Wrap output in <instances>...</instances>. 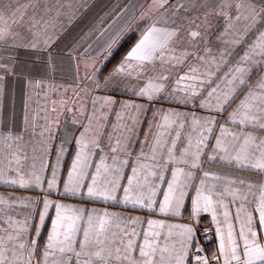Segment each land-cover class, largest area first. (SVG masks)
I'll return each instance as SVG.
<instances>
[{"label": "snow or ice", "instance_id": "1", "mask_svg": "<svg viewBox=\"0 0 264 264\" xmlns=\"http://www.w3.org/2000/svg\"><path fill=\"white\" fill-rule=\"evenodd\" d=\"M233 9L237 12L234 17L230 15ZM123 10L131 11L127 21L104 41L91 62L85 61L91 74L85 77L89 83L75 93L79 107L67 109L74 117L84 116L87 98L91 97L88 123L82 125L79 136L73 137L77 151L66 179L58 172L63 145L49 177L44 174L48 166L43 162L39 169L35 163L30 168L24 164L27 157L19 149L22 137L0 133V183L41 191L36 198L0 195V264H264V182L242 175L222 177L204 167L207 158L209 163L222 161L241 171L264 174V75L249 87L251 77L264 72V0H221L217 14L226 18L224 35L230 39L224 41L229 46L218 56L211 54V48L203 56L197 55L204 37L198 30L200 25L191 26L195 21L186 30L188 43L195 50L176 47L184 29L176 19L169 24V12L175 16L177 9L171 8L168 0L126 3ZM133 23L143 27L139 39L119 64L102 76V65L97 66V60L105 53V59L112 55L113 46L132 30ZM105 32L107 29L102 28L99 35ZM252 32L257 35L249 43L245 37ZM11 35L10 29L0 28V41L6 42ZM91 47L84 49L85 56L90 55ZM237 55L233 63L231 58ZM191 58L200 64L177 75L175 87L169 92L171 73L165 74L166 70L176 64L185 65ZM0 69L12 71L10 65L2 63ZM3 82L4 76L0 75V86ZM121 84L136 99L120 101L111 95L96 94ZM35 86L40 87V82ZM245 88L247 93L236 103ZM165 101L193 110L154 108L157 102ZM66 103L62 100L61 106ZM225 112L228 115L221 122ZM112 113L117 122L105 153L98 126L104 125L106 130ZM72 123L80 121L74 118ZM145 123L148 127L141 141L137 126L142 129ZM51 124L58 127V117ZM51 124L41 131L42 137L45 132L51 135ZM134 142L140 144L138 154H134ZM42 149L48 151L47 145ZM96 155L99 162L94 159ZM125 169H130V174ZM53 194L61 198L86 196L92 202H119L165 218L182 217L185 201L190 200V217L187 223L171 224L165 219L123 216L50 199ZM230 205L235 206L238 231ZM204 213L211 215L218 239L211 256L198 237Z\"/></svg>", "mask_w": 264, "mask_h": 264}, {"label": "crops", "instance_id": "2", "mask_svg": "<svg viewBox=\"0 0 264 264\" xmlns=\"http://www.w3.org/2000/svg\"><path fill=\"white\" fill-rule=\"evenodd\" d=\"M132 2L139 3L141 0H0V15L3 16V19H0V28H8L12 33L6 42L0 41V63L10 65L12 68L10 73L0 69V75L4 76L3 85L0 86V133L6 135L11 132L13 136L22 137L19 141V149L22 156L27 157L23 161L27 167L30 168L35 163L39 169L43 162L48 166L44 174L50 177L51 165L56 164L57 151L63 145L65 151L62 154L58 172L62 178L66 179L68 167L77 151L73 137L79 136L80 132L83 131L82 125L88 123L87 115L92 111L91 97L87 98L84 116L77 114L74 117L73 112L67 109L68 107H79V98L75 93L89 83L85 77L91 74V69L85 68V61L91 62L92 57L100 51L104 41L127 21L131 11H124V5ZM232 2L240 3L242 0H232ZM148 3H151V0H148ZM220 3L221 0H168L169 6L177 9L175 16L169 12V24H171L172 19L183 24L184 30L181 31L183 39L177 43L178 49L195 50L193 45L188 43L186 31L191 21H195V24L191 25L192 27L200 25L198 30L204 37V43L200 45L197 55L203 56L206 49L211 48V54L218 56L219 51L229 46L224 43L230 39V36L224 35L227 20L224 16L217 14ZM180 5L183 7H179ZM230 15L233 17L237 15L236 10L233 9ZM242 24L243 21H241ZM102 28L107 29V32L100 36L99 33ZM131 28L132 30L126 31L113 46L110 57L105 59L107 56L105 53L97 60V66L102 65V76H107L139 39L143 27L137 28L133 23ZM256 35L255 32L249 33L245 39L251 43ZM131 36L134 40L124 55H115L121 44ZM46 40L48 44H45ZM33 44L36 47H32ZM89 45L92 46L89 49L90 55L85 56L83 54L84 49L88 48ZM238 58V55L231 58L232 62L235 63ZM199 64V60L191 58L185 65L176 64L169 67L165 73H171L169 79L172 83L169 84L168 91L171 92L172 88L175 87L177 75H183L189 68ZM159 70V64H157L156 71ZM261 75H264V72L253 75L249 87L256 85ZM38 81L40 87L35 86ZM131 83L135 84L136 81L133 80ZM247 91L248 88H245L240 93L236 103H239V99L243 98ZM96 94L111 95L120 101L136 99L130 92L125 91L123 84L106 93L97 92ZM80 96L83 97L84 93L81 92ZM62 100L67 102L63 107L61 106ZM73 101H76L75 105H73ZM137 102L142 101L137 100ZM53 107L56 108L55 112L52 111ZM115 107L119 111V104ZM232 107H235V104ZM154 108L193 110L191 106L184 108L182 105L167 101L157 102ZM231 110L229 108L228 112ZM195 111L201 112L200 109H195ZM228 112L221 116V122H223L224 116L228 115ZM57 117L59 119L58 127L51 124ZM74 118L78 119L80 123L74 125L72 123ZM148 119H151V114H149ZM116 122V115L112 113L106 130L104 125L98 126V131L103 133L104 144L102 147L105 153L108 152L109 134L113 133V125ZM49 124L52 127L51 135L45 132L42 137L41 131ZM147 127V123L143 125L142 129L139 125L137 126V134L141 141L144 139L143 132L147 131ZM228 127L231 128L232 126L228 125ZM218 130L219 126H217V133ZM259 134L258 132L257 135ZM133 141H135V136ZM214 142L213 139L212 143L214 144ZM42 145H47L48 151H44ZM133 147L134 154H138L140 144L134 142ZM145 150L147 151V149ZM208 151L211 152V147ZM94 159L99 162V155H96ZM107 163L110 164L111 160H108ZM204 167L217 171L222 177L231 176L234 178L236 175H242L251 180L259 179L264 182V174H259L257 170L241 171L231 167L226 162L209 163L205 158ZM125 171L130 174V169H125ZM60 189L63 190L62 184ZM0 195L36 198L41 196V191L34 188L20 189L0 183ZM120 195L122 196L123 193L121 192ZM50 199H62L63 203L69 205L107 210L123 216L165 219L167 223L171 224L189 222L191 208L190 200H186L185 208L182 209V217L165 218L160 215H150L146 210H133L130 206L125 207L119 202H92L86 196L61 198L58 194H53ZM230 211L233 214L234 226L238 231L239 225L234 218L235 206L230 205ZM218 219L222 221V215L218 216ZM143 227L146 228L147 225L145 224ZM198 227L199 232L203 229H210L214 233L213 238L206 243L207 254L211 256L216 250L218 239L215 235V225L209 213L202 214ZM46 235L45 231L40 241L41 249Z\"/></svg>", "mask_w": 264, "mask_h": 264}, {"label": "built area", "instance_id": "3", "mask_svg": "<svg viewBox=\"0 0 264 264\" xmlns=\"http://www.w3.org/2000/svg\"><path fill=\"white\" fill-rule=\"evenodd\" d=\"M205 230H208V231L205 232ZM213 234H214L213 231L210 229H203L201 230V232L198 233L200 244L205 249V251H206V243L209 242L213 238Z\"/></svg>", "mask_w": 264, "mask_h": 264}, {"label": "trees", "instance_id": "4", "mask_svg": "<svg viewBox=\"0 0 264 264\" xmlns=\"http://www.w3.org/2000/svg\"><path fill=\"white\" fill-rule=\"evenodd\" d=\"M133 40H134L133 36L129 37L124 43L121 44V46L116 51L115 55L117 56L124 55V53L128 50V48L132 44Z\"/></svg>", "mask_w": 264, "mask_h": 264}]
</instances>
